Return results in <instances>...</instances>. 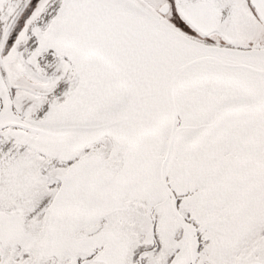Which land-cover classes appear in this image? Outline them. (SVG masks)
Returning a JSON list of instances; mask_svg holds the SVG:
<instances>
[{
  "label": "snow or ice",
  "instance_id": "6c2138e0",
  "mask_svg": "<svg viewBox=\"0 0 264 264\" xmlns=\"http://www.w3.org/2000/svg\"><path fill=\"white\" fill-rule=\"evenodd\" d=\"M0 264H264V0H0Z\"/></svg>",
  "mask_w": 264,
  "mask_h": 264
}]
</instances>
